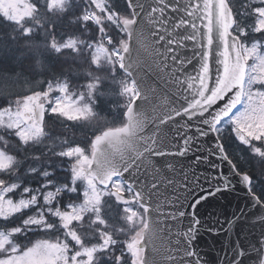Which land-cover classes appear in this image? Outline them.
Returning a JSON list of instances; mask_svg holds the SVG:
<instances>
[{
    "label": "water",
    "instance_id": "obj_1",
    "mask_svg": "<svg viewBox=\"0 0 264 264\" xmlns=\"http://www.w3.org/2000/svg\"><path fill=\"white\" fill-rule=\"evenodd\" d=\"M126 2L132 16L120 18L127 34V39L120 45L121 69L133 80L140 100L135 98L130 102L123 124L105 129L92 139L87 173L103 187H108L115 177H120L127 186L129 181L135 185L129 187L144 209V224L138 242L140 264H230L236 240L239 238L242 243H248L259 235L260 229L257 227L250 232L246 226L229 225L228 221L238 213L248 218L264 214V209L255 205L231 161L221 153L216 135L209 131L211 126L203 123L205 117L197 115L207 112L218 101H224L214 110L215 121L219 122L222 117L230 116L241 102L245 63L240 41L230 32L233 24L231 11L226 0H193L188 10L193 13L195 23L188 32L195 43L189 47L200 49L203 56L198 64L196 56L199 52L195 55L191 51L185 53L192 63L180 75L178 65L164 69L163 64L171 65L170 59L165 61L163 57L151 56L153 41L149 23L152 11L149 9L158 13L164 0ZM209 49L216 54L211 69ZM217 57L222 69L218 79L215 71ZM196 68H199L198 72H194ZM149 85L156 90L154 98L148 91ZM160 89H167L163 98ZM186 115L194 117L188 119ZM34 116L37 124L42 125V103L35 106ZM165 120H168L164 125L166 135H157L161 130L157 126ZM201 132H206V135L201 136ZM244 138L240 132V139ZM182 140H187L189 148L183 155L178 151ZM153 149L167 153L158 158L161 163L172 162L175 165L172 175L176 181V202L186 210L181 220L170 221L165 214L171 210L164 201L159 205L153 201L151 213L144 207L148 197L146 192L140 191L143 178H138L141 183L137 184L133 177L138 169L142 171L141 163L147 165L151 162L147 154ZM221 174L230 181L231 190L199 199L220 183L213 178ZM111 195L122 204L128 202L116 191H111ZM195 218L199 219V230L194 247L202 261L193 255L192 245L180 237L183 228L191 225ZM211 229L220 231L214 233Z\"/></svg>",
    "mask_w": 264,
    "mask_h": 264
},
{
    "label": "trees",
    "instance_id": "obj_2",
    "mask_svg": "<svg viewBox=\"0 0 264 264\" xmlns=\"http://www.w3.org/2000/svg\"><path fill=\"white\" fill-rule=\"evenodd\" d=\"M228 1L236 20L234 32L243 44L248 45L257 39L264 43V36L249 34L246 39L241 35L245 27L250 33L259 31L255 28L257 17H254V12L264 9V3L261 0ZM31 2L35 10L22 23L8 21L0 14V107L42 90L47 84L63 81L73 98H81L91 112L84 119L71 121L60 115L50 121L46 115L42 135L28 142H21L14 133L0 129V149L15 159L11 168L0 170V180L13 178L12 181H21L25 185L35 184L34 180L39 179L42 171H49L47 179L67 186L73 168L66 166L60 152L77 144L87 151L93 135L123 121L124 109L132 98L130 80L118 65L104 59H99L96 64L91 57V50L101 42L104 34L117 45L125 35L117 25L113 27L107 22L95 24L91 19L83 20L82 12L92 9L91 0H67L62 9L53 10H48L47 0ZM105 3L111 12H129L125 0H105ZM240 12L244 14L239 15ZM66 38L76 40L75 48L57 49ZM229 127L220 134L225 152L237 170L251 176L252 191L264 199V158L236 142ZM79 189L77 186L78 194ZM65 196L68 199L62 200L58 209L62 207L64 210V204L76 197L66 191ZM25 218L26 211H22L6 220L4 227H20ZM60 218L48 215L36 231L26 235L15 233L12 238L22 245L35 239H63L66 232L62 216ZM131 227L119 205L106 197L100 213L90 211L79 221L69 223L70 232L76 236V239L70 237L69 244L73 246L77 241L81 246L89 247L108 235L106 238L113 241L107 246L109 256L102 255L93 264H116L117 257L128 263L129 253L122 245L129 240L126 234ZM118 245L123 248H115Z\"/></svg>",
    "mask_w": 264,
    "mask_h": 264
},
{
    "label": "rangeland",
    "instance_id": "obj_3",
    "mask_svg": "<svg viewBox=\"0 0 264 264\" xmlns=\"http://www.w3.org/2000/svg\"><path fill=\"white\" fill-rule=\"evenodd\" d=\"M47 1L48 10H53L62 9L63 3L67 0ZM91 4L92 9L90 11L87 9L82 12L83 20L91 19L95 24L107 22L113 27L120 26L117 19L118 13L111 12L105 0H91ZM33 8L30 0H0V13L12 21H19L28 16ZM257 11L260 12V16L256 19L255 28L260 30L264 28V9L259 8ZM105 35L101 42L91 50L92 60L97 64L99 59H104L118 65L120 63L118 45L111 42L109 37ZM75 46L76 40L74 38H66L57 49H73ZM242 51L247 65L242 104L227 119V124L233 126V122H235V126L246 136L259 138L264 136V88L260 86L264 83V49H261L253 41L248 45H243ZM133 89L131 85L130 93L132 96L134 95ZM40 102L44 103L45 112L50 121L54 120L56 115L63 116L69 121L84 119L91 112L81 98H73L67 90L66 84L61 81L55 84H47L42 90L32 92L22 99L0 107V129L14 133L21 142L39 138L43 129L36 124L34 107ZM225 126L226 123L220 124L218 127L223 129ZM253 147L258 151L260 147H264V144L260 146L254 144ZM60 155L65 158L66 166L73 168L72 177L67 186L55 184L47 179L50 175L49 171H42L39 174V179L34 180L35 184L25 185L21 181H12L14 179L11 177V179L0 180V264H93L99 260L98 257L107 256L106 254L109 256V253H106L109 248L107 246L113 241L106 238L108 235L99 239H104L103 241L89 247H83L77 241L74 242L73 246L69 244L70 237L76 239L75 234L70 232L68 228L69 223L79 221L84 214L93 210L95 214L100 213L103 201L109 191L100 188L94 179L84 174L83 168L85 167L87 151H84L81 145L77 144L65 148L60 152ZM13 163V157L0 149V170H7ZM77 186L80 188L79 194L76 190ZM112 189L127 197L134 198L129 189L124 188L118 179L112 183ZM65 190L70 194H75L76 197L70 199L69 203H65L63 207L65 209L61 210L62 207L58 209L59 204L67 198ZM119 208L125 214L129 225L132 226L130 232L126 234L127 239V236L141 223L142 214L134 201L127 205H119ZM23 210L26 211V218L21 226L6 229L4 227L5 221ZM49 213L59 220L62 216L67 233L64 234L63 239H35L23 247L20 243L12 240L13 233L23 232L26 235L27 232L36 231L37 228L41 227L40 224ZM122 246L127 252L130 249L137 252L136 242L133 240H126ZM123 247L121 245L115 246L118 249ZM115 248L113 247V249ZM122 253L124 254V250ZM111 254L114 253L111 252ZM135 257L136 254L133 253L128 263L123 262L121 257H117L116 264H137ZM108 259L113 260L112 258Z\"/></svg>",
    "mask_w": 264,
    "mask_h": 264
},
{
    "label": "snow or ice",
    "instance_id": "obj_4",
    "mask_svg": "<svg viewBox=\"0 0 264 264\" xmlns=\"http://www.w3.org/2000/svg\"><path fill=\"white\" fill-rule=\"evenodd\" d=\"M193 0H187L185 3L184 0H164V4L160 5V10L157 13L156 11L149 9L152 11V16L150 18L149 23V31L151 33V38L153 41V47L151 49V56L153 58L163 57V60H171V65L163 64L164 69H167L170 66H176L177 72L180 75H183L186 72L187 66L192 63V60L185 55L187 52H192L194 55L199 52V55L196 56L198 60V64L201 63V57L203 56V51L196 48H190L189 45L195 43L194 40H191L189 37L191 33L188 32L189 27L195 23V19H193V13L188 9L192 5ZM261 3H264V0H261ZM243 12H240L239 15H243ZM157 16L159 18H157ZM260 16V12H254V17ZM199 19V17H196ZM235 19V17H234ZM235 27V24L233 25ZM249 34H253L252 36L261 37L264 36V28H261L259 31L249 32L248 28L245 27L244 31L241 33L243 37L246 39L249 37ZM255 34H260L256 36ZM257 45L264 49V43H261L259 39L254 41ZM201 48H203V44H201ZM156 49H160L159 52H156ZM216 56L215 53L209 49V57L208 62L211 66L213 64V59ZM123 68V65H121ZM221 64L219 58H216V76L219 78V73L221 71ZM199 68H196L194 72H198ZM102 86V85H101ZM255 86V85H254ZM264 88V83L260 85ZM148 91L153 93V98L155 97L156 90L151 88V85L147 86ZM135 88L133 89V94L135 95ZM167 89H160V96L163 98L166 95ZM140 100V96L136 95V101ZM227 100V97L224 98ZM224 101H218L216 104L211 105L207 112L198 113V116H204L205 120L203 123L205 125H210L209 131H211L214 135L217 136V145L220 146L221 153H223L222 143L219 139L220 137V128L218 124L220 121L225 118L222 117L219 122L215 121V109L219 108ZM231 115V114H230ZM188 119L193 118L194 116H188ZM212 117V119H207L208 117ZM175 117H172L174 119ZM168 122V120L162 121L160 125L157 127L161 130L157 133V135H166L164 131V125ZM233 132L235 133L237 139L244 145L249 146L252 153L257 154L259 157L264 158V147H260L257 151L253 145H261L264 144V136L257 138L256 136L248 137L246 136L243 140L240 139V132L238 128L235 126V122H233ZM201 136L206 135V132H201ZM258 142V143H256ZM182 147L178 149L179 154L183 155L189 151L187 140L181 141ZM167 154L165 151L153 149L149 155L151 157V162L147 165L141 163V170H137L133 179L136 180L137 184L141 183L138 179L142 177L143 188L140 189L142 193L146 192L148 201L144 204L145 209L151 213L153 201H155L156 205H159L161 201H164L166 206L171 210L165 215H167L171 222H175L177 220L183 219L186 215V210L177 204V199L175 197V186L176 181L173 178L175 172V165L172 162H163L159 161V157ZM226 155V154H225ZM227 158V157H226ZM143 161V157L140 158ZM196 159H199L197 157ZM133 167H136L133 165ZM233 168L235 169V165L233 164ZM127 171H131L128 169ZM237 174L240 175L242 181L244 182L245 187L248 189L249 195L252 197L255 205L259 206L261 209H264V199L257 197L253 194L251 190V176L246 172H240L237 170ZM248 177L245 180V177ZM187 177L185 175V181ZM196 178L194 177V180ZM213 179L219 180L220 183L212 188L211 191L205 193L203 196L199 197V199H206L207 196L215 195L217 192H227L231 190L232 185L227 177L221 174L218 177H214ZM129 186L133 185L132 181H129ZM186 187V184L184 185ZM66 191V190H65ZM143 200V196H142ZM51 215V213H49ZM193 217L195 216L194 209L192 212ZM168 221H165L167 223ZM229 225L233 226H246L251 232L255 228L259 227L260 232L259 235L255 236L254 239L248 243H242L238 238L233 245L234 252L231 254L230 264H264V214L257 215L251 218L244 216L243 213H238L234 215L229 221ZM183 228V226H181ZM199 230V219L195 218L193 223L189 225L187 228H183L180 233L181 239L185 241L186 244L192 245L193 255L198 261H202V257L196 251L194 247V242L197 238V232ZM214 233L219 232V229H211ZM107 259V258H105Z\"/></svg>",
    "mask_w": 264,
    "mask_h": 264
}]
</instances>
